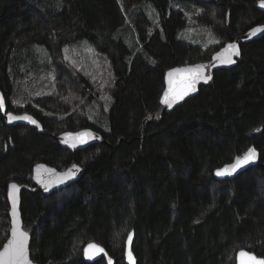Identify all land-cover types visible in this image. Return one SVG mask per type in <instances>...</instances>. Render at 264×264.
Instances as JSON below:
<instances>
[{
	"label": "trees",
	"instance_id": "1",
	"mask_svg": "<svg viewBox=\"0 0 264 264\" xmlns=\"http://www.w3.org/2000/svg\"><path fill=\"white\" fill-rule=\"evenodd\" d=\"M178 1L201 10L193 22L218 45L179 41L186 16L170 0H0V91L8 111L32 114L45 130L8 127L0 114V250L10 230L7 189L16 182L24 186L20 213L37 264H89L82 251L90 242L125 264L131 231L137 264H235L239 250L264 259V37L241 44L236 67L215 72L196 97L171 113L160 105L168 70L208 61L264 24L260 0ZM140 4L155 8L158 24L132 14ZM78 40L111 67L108 129L79 113L96 94L62 58ZM42 48L60 95L35 101L39 112L13 107L23 73L40 70ZM85 128L104 143L73 154L54 138ZM251 146L260 152L256 167L233 181L214 179L215 169ZM73 162L84 175L66 189L47 196L32 180L37 163L63 171Z\"/></svg>",
	"mask_w": 264,
	"mask_h": 264
},
{
	"label": "water",
	"instance_id": "2",
	"mask_svg": "<svg viewBox=\"0 0 264 264\" xmlns=\"http://www.w3.org/2000/svg\"><path fill=\"white\" fill-rule=\"evenodd\" d=\"M201 1H203V2H216V0H201ZM257 8L259 11L264 13V8L260 7V1H258V3H257ZM258 27L264 28V24L256 25V26L250 28L238 40L225 43L223 46H221L217 51H215L212 54L211 58L208 61H201V62H196V63H192V64H185V65L177 66V67H174V68H171L170 70H168L166 72L165 78H164L165 88H164V91L160 97V105L162 106V113H171L176 108L182 106L189 99L196 97L198 95L199 89L202 86H205L212 81L215 72H218L221 70H231L234 67H236L238 60L241 58V44H248V43H251L253 41L260 40L264 37V31L257 32L255 35L251 34L252 30L255 28H258ZM233 43L237 46V49L239 51V55L233 54V50L227 48V46L229 44H233ZM218 54H219V56H218ZM229 56H230L231 60L234 61V63H223L222 60L227 59ZM197 66H201L198 69L201 77H211V78L207 79L206 81L203 78L199 79L195 84V90L194 91H190L188 93V95L184 96L183 99H175L174 94L180 92L183 89L186 80L190 77V73L185 71V70L186 69L197 70ZM170 72L172 73L171 77L169 76ZM169 80L172 81V85H171L172 92L169 93V99L174 100L171 107H168L167 104L162 103V100L164 99V93L170 87ZM0 103H2V105H3V109L0 110V114L3 117V121H4V124L6 126L13 127V126L21 125V126H25V127L31 128V129H36L38 131V133H40V134L45 133V130L43 129L41 122L36 117H34L33 115H31L29 113L15 114L13 112L8 111L5 97L1 91H0ZM9 113H11L13 116H17V117L25 116V115L30 116L32 119H34L36 121V124H32L27 120H14L12 122H9V120H8V114ZM81 132L90 133V135L88 137H86L87 142L84 144H80L78 142V140L75 139V134L81 133ZM66 134H73V135L67 136ZM54 138L63 149H65V150H67L73 154L76 152H79V151H83L90 146L101 145L104 143L102 135L100 133L90 129V128H85V129H81L78 131L62 132V133L58 134L57 136H55ZM65 140H67L68 143H65L64 142ZM73 142L76 143V147L70 146V144ZM249 148H254L255 153H256L255 159L252 162L243 165L241 168H238L235 172L232 173V175H225V176H217L216 175L217 170L224 169L226 166H230V165L234 164L236 161V158L237 157H243V155L248 151ZM249 148L247 150H245L242 154L236 156L232 162L215 169L213 172L214 179L218 182L233 181L240 174L245 172L246 170L256 167L260 162V152L254 146H251ZM37 165H43L44 166V168L41 169L39 173L34 171L36 169ZM73 165H75L77 168H79V171H75V169L73 168ZM69 169H72L73 171H75V176H73L71 179L65 180L64 183H56L57 179L61 178V174L67 173L69 171ZM83 175H84V169L75 162H73L67 169H65L63 171H59L56 168L51 167L45 163L35 164L33 167V170H32L33 182L37 185L39 190H41L43 192V194H45L47 196L70 187L71 185L78 182L83 177ZM41 179H43L45 181V183L51 182L52 186L48 189V191H45V187H44L43 183L38 182V180H41ZM10 184H16L18 186V192H13V196H15L17 198V215L15 217H13L10 214L12 212V204H11V201L9 199V193L11 191L9 188ZM10 184L8 185V189H7V200H8V206H9L8 216H9V221H10V230H9V237H8L7 241L4 243V245L8 242L9 239H11V229L13 227V221H15V227L18 230H22V231L26 232L23 228V222H22L21 213H20L21 193L24 189V186H21V185L17 184L16 182H11ZM26 233L28 234V257L30 260V264H37L36 262H34L31 259V256H30V254H31V252H30L31 236L28 232H26ZM129 233H131V235H132L131 241H129V239H128ZM129 233H128L126 240H125L124 263L125 264H137L135 255L133 253L134 232L131 231ZM89 244H94L97 246L98 249L103 250V251L97 252L96 249H88V251L94 255V259H88L85 256V249L88 248ZM4 245L2 246L0 251L3 250ZM240 251L241 250H239L235 255V264H239L238 253ZM243 251H246V250H243ZM246 252H249V251H246ZM249 253L253 254L251 252H249ZM129 254H131V257H132L131 261L129 260ZM253 255H255V254H253ZM82 256H83L84 261L86 263H89V264L95 263L96 261H98L102 258L106 260L107 264H110V262H111V264H114V259H112L109 256L108 252L102 246H100L94 242H90L84 246L83 251H82ZM257 258L263 259V258H259V257H257Z\"/></svg>",
	"mask_w": 264,
	"mask_h": 264
},
{
	"label": "rangeland",
	"instance_id": "3",
	"mask_svg": "<svg viewBox=\"0 0 264 264\" xmlns=\"http://www.w3.org/2000/svg\"><path fill=\"white\" fill-rule=\"evenodd\" d=\"M170 1L173 10H181L186 16V27L178 32L179 41L202 49L219 44L217 38L209 30L194 24L193 20L201 13L200 9L196 8L192 2ZM134 13L135 15H144L152 25L159 22V14L151 4L138 5L132 12V14ZM127 23L129 26L132 24L128 21ZM38 55L40 70L23 73L22 80L20 79L21 83L19 81V88L16 91L17 95L11 98L13 107L24 108L30 104L34 110L39 112L41 108L35 101L60 95L57 88L59 85L58 73L49 60L47 52L42 48L38 50ZM62 58L89 82L92 93L96 94V98L91 100L89 105H85L86 108L79 113L85 114V118L87 117L90 123H100L103 129H108L106 123L113 104V99L110 96L113 76L108 61L103 59L87 40H78L66 45L62 49ZM80 117V115L77 116V118Z\"/></svg>",
	"mask_w": 264,
	"mask_h": 264
},
{
	"label": "snow or ice",
	"instance_id": "4",
	"mask_svg": "<svg viewBox=\"0 0 264 264\" xmlns=\"http://www.w3.org/2000/svg\"><path fill=\"white\" fill-rule=\"evenodd\" d=\"M260 7L264 8V0H260ZM264 31V28H255L252 30L251 34L255 35L257 32ZM228 49L233 50V54L239 55V51L237 49V46L233 44H229L227 46ZM67 51V50H66ZM219 56V54H218ZM67 59V57H65ZM223 63H234V61L231 60L230 56L222 60ZM201 66H197V70L193 69H186L185 71L190 73V77L186 80L183 89L175 93V99H183L184 96L188 95L190 91L195 90V84L196 82L203 78L205 81L207 79H210L211 77H201L198 69ZM169 76H172V73H169ZM169 89L165 91L164 93V99L162 100V103L167 104L168 107L172 106V103L174 100L169 99V93L172 92V81L169 80ZM3 109L2 103H0V110ZM8 120L9 122H12L14 120H27L32 124H36V121L32 119L30 116H13L11 113L8 114ZM67 136H72L73 134H66ZM90 133L88 132H81L75 134V139L78 140L80 144H84L87 142L86 137H88ZM65 143H68L67 140L64 141ZM71 147H76V143L73 142L70 144ZM255 149L249 148L248 151L243 155V157H237L234 164L230 166H226L224 169L217 170L216 175L217 176H225V175H232L233 172H235L238 168H241L243 165L248 164L252 162L255 159ZM43 165H37L36 171L37 173L40 172L41 169H43ZM73 168L75 171H79V168H77L75 165H73ZM75 171L72 169H69L67 173L61 174V178L57 179L56 183H64L65 180L71 179L73 176H75ZM39 183H43L45 187V191H48V189L52 186L51 182L45 183L43 179L38 180ZM10 193H9V199L12 204V212L10 213L13 217L17 215V198L13 196V192H18V186L16 184H10ZM129 241L132 239L131 233H129L128 236ZM88 249H96L97 252L103 251L102 249H98L96 245L89 244L88 248L85 249V256L88 259H94V255L88 251ZM129 260H132L131 254H129ZM238 260L239 264H264V259H258L255 255L250 254L249 252L241 250L238 253ZM0 264H30V260L28 257V234L22 230H18L15 227V221H13V227L11 229V239L8 240V242L4 245V248L2 251H0ZM111 264V262H110Z\"/></svg>",
	"mask_w": 264,
	"mask_h": 264
},
{
	"label": "flooded vegetation",
	"instance_id": "5",
	"mask_svg": "<svg viewBox=\"0 0 264 264\" xmlns=\"http://www.w3.org/2000/svg\"><path fill=\"white\" fill-rule=\"evenodd\" d=\"M11 112V111H10ZM14 113V112H13ZM23 113H27V112H23ZM15 114H21V113H15ZM30 114V113H29ZM32 115V114H31Z\"/></svg>",
	"mask_w": 264,
	"mask_h": 264
}]
</instances>
